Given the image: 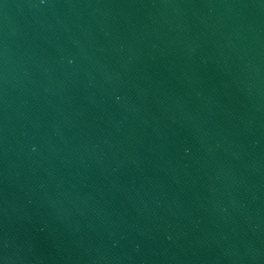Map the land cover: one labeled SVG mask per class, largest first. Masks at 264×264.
Listing matches in <instances>:
<instances>
[{
    "label": "water",
    "instance_id": "95a60500",
    "mask_svg": "<svg viewBox=\"0 0 264 264\" xmlns=\"http://www.w3.org/2000/svg\"><path fill=\"white\" fill-rule=\"evenodd\" d=\"M0 264H264V0H0Z\"/></svg>",
    "mask_w": 264,
    "mask_h": 264
}]
</instances>
